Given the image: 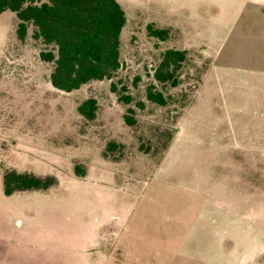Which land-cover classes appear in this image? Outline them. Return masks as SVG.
<instances>
[{
  "label": "rangeland",
  "instance_id": "1",
  "mask_svg": "<svg viewBox=\"0 0 264 264\" xmlns=\"http://www.w3.org/2000/svg\"><path fill=\"white\" fill-rule=\"evenodd\" d=\"M176 6L124 3L120 68L70 92L51 85L33 27L21 41L14 13L0 12V264H264V95L244 113L227 112L214 90L192 105L203 68L233 51L241 22L264 26V0H249L252 16L241 14L222 46L206 39L218 5H200L204 33ZM149 24L168 36L149 35ZM167 49L186 52L174 84L155 78ZM88 97L92 120L77 111ZM10 169L56 182L6 195Z\"/></svg>",
  "mask_w": 264,
  "mask_h": 264
},
{
  "label": "trees",
  "instance_id": "2",
  "mask_svg": "<svg viewBox=\"0 0 264 264\" xmlns=\"http://www.w3.org/2000/svg\"><path fill=\"white\" fill-rule=\"evenodd\" d=\"M6 10L15 13L19 40H25L28 27L32 26V38L46 46L38 55L41 61L51 63L49 81L58 90L70 92L92 80L111 79L121 66L120 34L127 19L117 0H0V12ZM147 28L149 35L160 40L168 36L167 29L154 28L150 24ZM185 57L184 50L167 49L155 78L174 84V72ZM110 90L118 91L114 82ZM120 91L118 100L129 103L131 97L125 93L126 87L122 85ZM147 99L160 105L165 103L160 92L148 90ZM97 108L96 99L88 97L78 104L77 111L85 119L92 120ZM131 112L133 109L127 108L123 116L127 125L136 122ZM74 170L77 175L85 173L77 164ZM55 182L56 178L51 175L37 176L14 169L3 176L6 195L16 190H45Z\"/></svg>",
  "mask_w": 264,
  "mask_h": 264
},
{
  "label": "crops",
  "instance_id": "3",
  "mask_svg": "<svg viewBox=\"0 0 264 264\" xmlns=\"http://www.w3.org/2000/svg\"><path fill=\"white\" fill-rule=\"evenodd\" d=\"M117 1L123 8L124 3L131 0ZM204 2L208 5L216 4L219 6L218 13L209 26L211 34L206 38L213 43L212 45L222 46L228 31H232L235 26H238L241 14L247 13L248 16H252L253 9L246 8L249 0H176V9L179 14L183 15L185 10L191 12V15L187 17V23L194 26L193 32L195 33L206 31L201 27L198 28L203 23L202 16L198 11ZM212 17L211 14L210 18ZM250 22L249 19L241 22V27L237 29L236 36L231 43L233 51H228L217 63L214 62L212 67L203 68L194 88L192 105L196 104L198 98L199 101H202L201 99L205 94L211 95L216 91L217 95L223 97L224 107L229 113L233 111L244 113L251 106L258 107V96L264 95V52L245 55L241 51L247 46L250 49L264 48V26L256 25L254 19ZM14 23L16 30V16ZM225 28L226 31L223 36L221 33L224 32ZM247 35L252 42L246 40ZM250 97L252 98L250 99ZM260 154L264 155L263 152Z\"/></svg>",
  "mask_w": 264,
  "mask_h": 264
}]
</instances>
